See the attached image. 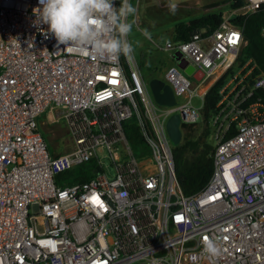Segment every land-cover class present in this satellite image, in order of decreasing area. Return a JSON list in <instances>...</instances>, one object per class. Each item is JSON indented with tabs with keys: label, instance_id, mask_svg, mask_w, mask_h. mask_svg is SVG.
<instances>
[{
	"label": "built area",
	"instance_id": "1",
	"mask_svg": "<svg viewBox=\"0 0 264 264\" xmlns=\"http://www.w3.org/2000/svg\"><path fill=\"white\" fill-rule=\"evenodd\" d=\"M262 4L243 0L208 33L156 43L173 61L162 80L175 102L164 105L133 53L100 59L58 44L40 0H0V264H264V72L237 59L245 40L230 22ZM218 81L206 123L212 172L186 195L166 121L180 116L182 140ZM133 115L148 149L140 158L123 131ZM60 117L71 148L51 153L40 125ZM90 160V179L55 181ZM209 239L221 255L204 252Z\"/></svg>",
	"mask_w": 264,
	"mask_h": 264
},
{
	"label": "trees",
	"instance_id": "2",
	"mask_svg": "<svg viewBox=\"0 0 264 264\" xmlns=\"http://www.w3.org/2000/svg\"><path fill=\"white\" fill-rule=\"evenodd\" d=\"M121 0H116L119 7ZM243 4V0H228V7L235 9ZM217 3H210L212 7L206 11L195 14L191 18L181 19L180 14H193L191 10L175 14L171 20V39L173 41L187 40L194 32L205 30L208 33L214 29L226 16L224 10L216 7ZM230 22L241 27L245 44L242 46L238 60L251 57L257 64L258 70L264 72V4L256 11L247 13L246 10L235 12ZM218 81L211 87L204 99L201 110L203 122L201 131L197 127L187 126L182 140L172 146L175 163V176L182 192L186 195L197 192L208 181L213 168L212 145L207 140L208 128L206 126L209 114L217 99ZM205 123V124H204ZM186 128V124H183ZM123 131L135 157L140 158L147 153V145L140 132V125L135 115L123 122ZM95 162L93 160L79 166L61 170L55 174V181L60 185L83 182L93 176Z\"/></svg>",
	"mask_w": 264,
	"mask_h": 264
},
{
	"label": "clouds",
	"instance_id": "3",
	"mask_svg": "<svg viewBox=\"0 0 264 264\" xmlns=\"http://www.w3.org/2000/svg\"><path fill=\"white\" fill-rule=\"evenodd\" d=\"M40 4L37 15L48 26L45 35L51 33L58 44L78 46L100 59L132 55L128 36L133 23L128 17L136 8L129 0H121L119 7L113 0H40ZM176 8V4L170 5L171 12ZM204 252L219 256L222 249L217 241L209 239L204 241Z\"/></svg>",
	"mask_w": 264,
	"mask_h": 264
},
{
	"label": "rangeland",
	"instance_id": "4",
	"mask_svg": "<svg viewBox=\"0 0 264 264\" xmlns=\"http://www.w3.org/2000/svg\"><path fill=\"white\" fill-rule=\"evenodd\" d=\"M214 2L226 15L231 12L227 5L228 0H129L136 12L128 17V21L133 23L128 41L132 44L133 54L140 65L145 83L153 77L164 79L165 70L173 63L169 53L157 49L156 43L162 44L166 38H171L170 22L174 15L189 9L193 14H180L181 19H189L212 8L209 4ZM171 4L177 5L175 13L170 11ZM194 102L199 104L197 98H194ZM40 128L51 153H60L71 148L63 117L51 125L43 123ZM197 128V131H201L200 126Z\"/></svg>",
	"mask_w": 264,
	"mask_h": 264
},
{
	"label": "water",
	"instance_id": "5",
	"mask_svg": "<svg viewBox=\"0 0 264 264\" xmlns=\"http://www.w3.org/2000/svg\"><path fill=\"white\" fill-rule=\"evenodd\" d=\"M173 57L177 59L179 53L175 52ZM178 65L183 68L184 72L190 74L194 67L192 65H185L184 61H179ZM196 77L198 75L195 74ZM148 87L159 104L171 105L175 102L174 94L171 87L158 77H153L148 81ZM166 130L168 136L173 144H177L181 140L182 132L180 129V116L172 114L166 121Z\"/></svg>",
	"mask_w": 264,
	"mask_h": 264
},
{
	"label": "snow or ice",
	"instance_id": "6",
	"mask_svg": "<svg viewBox=\"0 0 264 264\" xmlns=\"http://www.w3.org/2000/svg\"><path fill=\"white\" fill-rule=\"evenodd\" d=\"M99 99H103V97H100ZM93 202L94 203H99V200H98V198H96V197H93ZM179 219V218H178Z\"/></svg>",
	"mask_w": 264,
	"mask_h": 264
}]
</instances>
